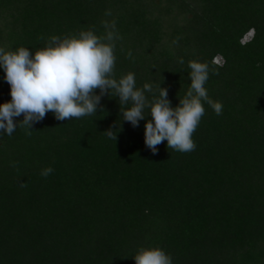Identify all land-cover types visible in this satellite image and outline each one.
I'll return each mask as SVG.
<instances>
[{
	"label": "trees",
	"instance_id": "obj_1",
	"mask_svg": "<svg viewBox=\"0 0 264 264\" xmlns=\"http://www.w3.org/2000/svg\"><path fill=\"white\" fill-rule=\"evenodd\" d=\"M103 21L121 37L115 79L161 85L175 108L189 62H208L219 74L205 87L223 113L204 104L184 153L165 140L153 154L150 109L133 127L114 90L94 115L48 112L31 135L0 136V264H135L141 247L173 264H264V0H0V47L35 53L52 36L104 35ZM10 91L0 67V105Z\"/></svg>",
	"mask_w": 264,
	"mask_h": 264
},
{
	"label": "clouds",
	"instance_id": "obj_2",
	"mask_svg": "<svg viewBox=\"0 0 264 264\" xmlns=\"http://www.w3.org/2000/svg\"><path fill=\"white\" fill-rule=\"evenodd\" d=\"M105 15L112 13L108 10ZM102 24L104 35H96L93 26L78 35L52 36L46 47L35 53L25 47L16 50L0 47V67L11 88V101L0 105V136L5 133L11 136L21 126L27 135H31L34 123L42 121L48 112H52L58 121L94 115L102 96L111 95L114 90L119 97L123 121L133 127L146 119L145 109H150L151 119L145 124V144L153 154L165 140L167 147L175 151H194L196 144L192 137L205 115L204 104L209 105L217 116L223 113L222 102L211 99L205 87L210 71L219 73L210 69L208 62L190 61V87L179 106L173 108L167 88L154 87L151 83L137 88L133 72L119 80L114 78L116 41L121 37L115 21H103ZM254 31L252 29L250 33ZM131 55L129 52V58ZM179 62L184 63L182 58ZM211 63L219 65L220 60L213 59ZM145 93H151L152 99L149 100ZM129 104L131 107H123ZM21 115L23 120L17 124L14 118ZM114 133L110 128L104 134L117 141ZM53 171L47 167L41 171V176L47 178ZM133 259L135 264H173L172 257L160 247H141Z\"/></svg>",
	"mask_w": 264,
	"mask_h": 264
},
{
	"label": "rangeland",
	"instance_id": "obj_3",
	"mask_svg": "<svg viewBox=\"0 0 264 264\" xmlns=\"http://www.w3.org/2000/svg\"><path fill=\"white\" fill-rule=\"evenodd\" d=\"M252 35H253L252 33L247 35L246 38L244 39V42L249 41L252 38ZM217 59H219L220 60V64H222V62H223L222 59L221 58H217Z\"/></svg>",
	"mask_w": 264,
	"mask_h": 264
}]
</instances>
